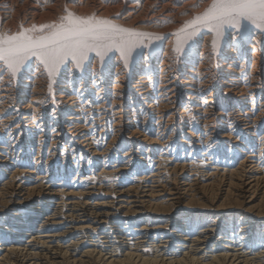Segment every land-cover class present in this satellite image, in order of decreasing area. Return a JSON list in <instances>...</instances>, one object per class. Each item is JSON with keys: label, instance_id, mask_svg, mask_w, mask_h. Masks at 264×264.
Instances as JSON below:
<instances>
[{"label": "bare ground", "instance_id": "bare-ground-1", "mask_svg": "<svg viewBox=\"0 0 264 264\" xmlns=\"http://www.w3.org/2000/svg\"><path fill=\"white\" fill-rule=\"evenodd\" d=\"M211 2L0 0L5 35L67 9L166 36L51 92L0 64V264H264V33L168 35Z\"/></svg>", "mask_w": 264, "mask_h": 264}, {"label": "snow or ice", "instance_id": "snow-or-ice-1", "mask_svg": "<svg viewBox=\"0 0 264 264\" xmlns=\"http://www.w3.org/2000/svg\"><path fill=\"white\" fill-rule=\"evenodd\" d=\"M66 13L58 23L40 25L39 30L33 26L15 34L0 33V64L4 65V69L10 71L13 77H19L26 71H32L33 62H38L49 78L51 92L52 82L57 77L73 69L82 74L86 65L97 58L101 74L107 61L117 55L125 68L130 70L136 57L150 59L155 45L166 38L165 34L119 25L110 18L77 15L67 9ZM253 29L264 33V0H212L204 12L168 35L177 37L174 51L183 58L186 49L203 31L214 33L211 43L216 52L229 31L235 33L232 39L242 41ZM189 115H192L191 110ZM10 130V126L7 127L4 134L7 135ZM237 139H241L239 133ZM0 142H3L2 138ZM258 148L259 137L251 150ZM251 246L264 247V236L259 238V243L254 241Z\"/></svg>", "mask_w": 264, "mask_h": 264}]
</instances>
